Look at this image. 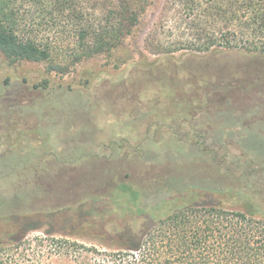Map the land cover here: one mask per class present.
I'll use <instances>...</instances> for the list:
<instances>
[{
    "label": "rangeland",
    "instance_id": "374dc122",
    "mask_svg": "<svg viewBox=\"0 0 264 264\" xmlns=\"http://www.w3.org/2000/svg\"><path fill=\"white\" fill-rule=\"evenodd\" d=\"M73 2L87 14L91 7L99 16L114 5V0ZM4 3L0 0L3 9ZM19 7V36L34 40L49 54L45 61L16 62L0 54V175L37 171L57 160L61 166L56 165L55 179L47 183L42 197L52 206L78 205L80 216L92 214L111 221L120 210L109 212L108 207L116 204L134 212L137 205L118 190L120 185L132 187L140 193V201L149 204L173 187L172 177L183 179V172L193 170V180L214 176L211 169L198 170L191 159L183 161L188 155L183 152V130L191 124L215 130L218 124L215 110L206 112L205 118L202 108H185L183 98L203 90L189 68L209 71L224 67L235 73L237 82L256 85L239 106L220 110L264 125V54H164L162 48L175 47L187 38L183 35V4L177 0H149L137 26L121 45L83 58L80 45L84 40L70 14H57L48 4L36 6L30 0ZM157 51L160 54L154 55ZM72 98L80 101L74 103ZM244 136L249 143L262 142L264 154V136L251 130ZM248 149L255 150L253 146ZM230 151L240 154L235 147ZM86 195L98 202L81 203ZM72 215L43 218L40 228L27 234L20 249L25 254L34 252L40 261L35 264H67L54 257L46 233L65 231ZM63 218L66 223L62 224ZM71 238L87 246L100 243L87 232H76ZM28 244L38 247L32 249Z\"/></svg>",
    "mask_w": 264,
    "mask_h": 264
},
{
    "label": "trees",
    "instance_id": "16d2710c",
    "mask_svg": "<svg viewBox=\"0 0 264 264\" xmlns=\"http://www.w3.org/2000/svg\"><path fill=\"white\" fill-rule=\"evenodd\" d=\"M23 1L5 0V8L0 7V54L10 62L45 61L49 54L46 49L19 36L18 14ZM45 1L30 0L36 6L48 4L52 12H66L75 19L79 36L84 40L80 58L106 53L121 45L137 26L149 2L114 0V5L99 16L91 7L87 8L91 14H87L73 0ZM177 1L183 4V35L187 38L175 47L162 48L164 54L177 51L208 56L231 51L252 56L264 54V0ZM188 70L191 77L200 81L199 90H203L200 93L197 90L194 97H184L185 108H202L205 118L206 112L215 110L218 124L215 130L205 124H191L183 130V152L188 154L183 161L191 159L198 170L211 169L214 176L193 180V170L183 172V179L172 177L173 187L149 204L142 203L140 193L132 187L120 185L118 190L137 205L134 212L117 208L116 204L112 209L108 207L109 212L120 210L118 218L110 221L92 214L80 216L78 205L52 206L48 200H42L47 183L55 179V168L61 166L57 160L55 165L43 164L37 171L2 174L0 264L40 262L34 252L25 254L20 247L29 232L40 228L43 218H59L65 213L74 216V222L64 225L70 231L46 235L48 247L56 252L54 257L67 264H264V154L262 142L249 143L244 136L248 130L264 136V125L251 124L242 120V116L234 117L220 110L239 106L243 96L256 85L237 82L235 73L224 67ZM248 146L255 150H249ZM231 147L238 148L240 154L231 153ZM89 201L98 202L86 195L81 203ZM76 232L94 234L100 243L84 245L71 238ZM38 243L41 247L42 242ZM38 245L28 244L32 249Z\"/></svg>",
    "mask_w": 264,
    "mask_h": 264
}]
</instances>
